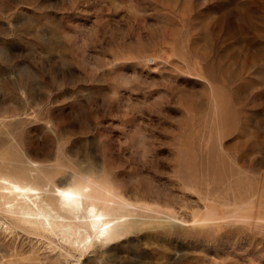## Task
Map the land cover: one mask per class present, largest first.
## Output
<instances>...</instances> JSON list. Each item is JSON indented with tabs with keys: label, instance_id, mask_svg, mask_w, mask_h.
I'll return each instance as SVG.
<instances>
[{
	"label": "rangeland",
	"instance_id": "1",
	"mask_svg": "<svg viewBox=\"0 0 264 264\" xmlns=\"http://www.w3.org/2000/svg\"><path fill=\"white\" fill-rule=\"evenodd\" d=\"M0 156L180 222L82 255L0 213V264H264V0H0Z\"/></svg>",
	"mask_w": 264,
	"mask_h": 264
},
{
	"label": "bare ground",
	"instance_id": "2",
	"mask_svg": "<svg viewBox=\"0 0 264 264\" xmlns=\"http://www.w3.org/2000/svg\"><path fill=\"white\" fill-rule=\"evenodd\" d=\"M0 213L21 230L59 237L82 255L91 248L123 240L148 221L180 223L174 213L131 200L95 172L73 171L67 184L59 186L55 176L39 165L3 156ZM216 220L213 211L207 210L194 224Z\"/></svg>",
	"mask_w": 264,
	"mask_h": 264
}]
</instances>
